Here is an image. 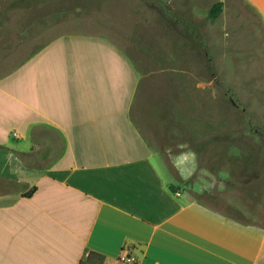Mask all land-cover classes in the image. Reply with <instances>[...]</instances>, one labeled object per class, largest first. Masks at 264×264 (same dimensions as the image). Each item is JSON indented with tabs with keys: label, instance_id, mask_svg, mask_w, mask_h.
I'll return each mask as SVG.
<instances>
[{
	"label": "crops",
	"instance_id": "obj_1",
	"mask_svg": "<svg viewBox=\"0 0 264 264\" xmlns=\"http://www.w3.org/2000/svg\"><path fill=\"white\" fill-rule=\"evenodd\" d=\"M242 1L264 28V0ZM143 79L125 51L82 33L0 72V264H125L124 250L138 264H264L263 226L165 176L130 115ZM39 140L42 169L21 157Z\"/></svg>",
	"mask_w": 264,
	"mask_h": 264
},
{
	"label": "rangeland",
	"instance_id": "obj_2",
	"mask_svg": "<svg viewBox=\"0 0 264 264\" xmlns=\"http://www.w3.org/2000/svg\"><path fill=\"white\" fill-rule=\"evenodd\" d=\"M216 1L220 15L208 19ZM73 33L106 37L146 79L130 115L183 195L264 227V126L252 125L264 115V28L255 13L242 0H0V72ZM46 155L39 140L21 157L42 169Z\"/></svg>",
	"mask_w": 264,
	"mask_h": 264
},
{
	"label": "trees",
	"instance_id": "obj_3",
	"mask_svg": "<svg viewBox=\"0 0 264 264\" xmlns=\"http://www.w3.org/2000/svg\"><path fill=\"white\" fill-rule=\"evenodd\" d=\"M222 5L223 3L221 1L214 2L208 10V14H207L208 19H216L220 15V12L222 10ZM32 191L33 190H30L28 193L24 195L28 196L32 193Z\"/></svg>",
	"mask_w": 264,
	"mask_h": 264
},
{
	"label": "built area",
	"instance_id": "obj_4",
	"mask_svg": "<svg viewBox=\"0 0 264 264\" xmlns=\"http://www.w3.org/2000/svg\"><path fill=\"white\" fill-rule=\"evenodd\" d=\"M119 260L125 264H138L139 262L136 256L132 255L131 253L125 250L122 251L121 254L119 255Z\"/></svg>",
	"mask_w": 264,
	"mask_h": 264
}]
</instances>
